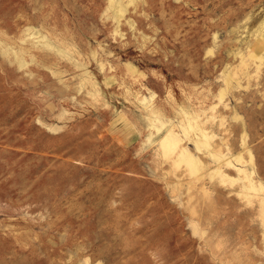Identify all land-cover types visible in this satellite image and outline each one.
I'll return each instance as SVG.
<instances>
[{"label":"rangeland","instance_id":"374dc122","mask_svg":"<svg viewBox=\"0 0 264 264\" xmlns=\"http://www.w3.org/2000/svg\"><path fill=\"white\" fill-rule=\"evenodd\" d=\"M0 264H264V0H0Z\"/></svg>","mask_w":264,"mask_h":264}]
</instances>
